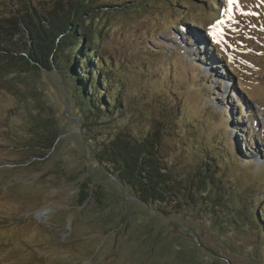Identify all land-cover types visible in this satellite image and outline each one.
Wrapping results in <instances>:
<instances>
[{
  "label": "rangeland",
  "instance_id": "rangeland-1",
  "mask_svg": "<svg viewBox=\"0 0 264 264\" xmlns=\"http://www.w3.org/2000/svg\"><path fill=\"white\" fill-rule=\"evenodd\" d=\"M18 1L0 0V12ZM91 1L110 75L135 104L130 124L147 128L143 109L160 101L161 154L181 174L207 149L220 154L210 161L209 194L225 206L204 207L199 196L178 208L136 199L83 141L60 76L32 72L23 84L0 83V264H264L263 236L250 221L253 196L264 190L256 174L264 167V0H237L231 11L227 0ZM229 106L239 110L238 143L249 154L240 158L223 114ZM39 115L57 138L34 158Z\"/></svg>",
  "mask_w": 264,
  "mask_h": 264
},
{
  "label": "trees",
  "instance_id": "trees-1",
  "mask_svg": "<svg viewBox=\"0 0 264 264\" xmlns=\"http://www.w3.org/2000/svg\"><path fill=\"white\" fill-rule=\"evenodd\" d=\"M99 10L91 0L10 3L0 12V83L15 80L12 86H17L25 83L23 78L30 77L32 72H56L63 89L73 99V111L83 126L82 139L93 157L141 202L178 208L181 202L194 206L199 196L204 207L225 206L216 193L209 194L214 186L216 167L210 161H220V154L208 155L207 149L200 162L187 167V172L182 174L161 154L159 136L167 131V123L160 101L143 109V113L150 111L147 128L130 124L135 104L125 97L111 77L110 61L101 52L103 26L98 24ZM196 61L201 63L200 59ZM236 111L239 110L233 111L229 106L224 108L223 114L233 135L236 148L233 156L240 158L242 148L238 138L241 134L237 133L240 122L234 118ZM250 112L249 116L253 111ZM36 119L41 125V135L38 144H34L37 148L31 156L34 158L44 157L57 138L55 126L49 119L40 115ZM242 131L245 138L246 130ZM254 136L260 139L262 134ZM217 137L218 142L228 146L223 135ZM252 142L253 138L247 137L249 151ZM256 174L264 182V167H259ZM253 197L254 212L250 221L253 228L261 231L264 246V190Z\"/></svg>",
  "mask_w": 264,
  "mask_h": 264
},
{
  "label": "snow or ice",
  "instance_id": "snow-or-ice-1",
  "mask_svg": "<svg viewBox=\"0 0 264 264\" xmlns=\"http://www.w3.org/2000/svg\"><path fill=\"white\" fill-rule=\"evenodd\" d=\"M227 3H228V10L231 11L233 5L237 3V0H227ZM223 23H224L223 20H217L216 23L212 24L210 26L211 27L210 35L213 36L214 38L217 37V36L222 35V30L219 29L218 26L222 25ZM215 42L219 43L220 40L217 39Z\"/></svg>",
  "mask_w": 264,
  "mask_h": 264
},
{
  "label": "water",
  "instance_id": "water-1",
  "mask_svg": "<svg viewBox=\"0 0 264 264\" xmlns=\"http://www.w3.org/2000/svg\"><path fill=\"white\" fill-rule=\"evenodd\" d=\"M59 92H60V94H63V95H65L66 96V102H67V106H68V109L67 110H69V108H71V110H72V107L70 106V104H69V101H68V98H67V93L65 92V90H63L62 88H59ZM72 119H75V120H77V121H79L78 120V117L77 116H73V117H71ZM190 231V230H189ZM191 232V231H190Z\"/></svg>",
  "mask_w": 264,
  "mask_h": 264
}]
</instances>
